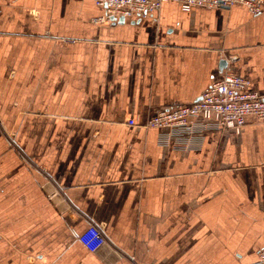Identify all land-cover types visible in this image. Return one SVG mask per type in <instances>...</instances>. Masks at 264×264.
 Returning a JSON list of instances; mask_svg holds the SVG:
<instances>
[{
  "label": "crops",
  "instance_id": "obj_1",
  "mask_svg": "<svg viewBox=\"0 0 264 264\" xmlns=\"http://www.w3.org/2000/svg\"><path fill=\"white\" fill-rule=\"evenodd\" d=\"M102 14L0 0V264H260L264 121L205 115L184 138L138 125L199 100L230 56L264 97V9ZM90 225L96 253L77 241Z\"/></svg>",
  "mask_w": 264,
  "mask_h": 264
},
{
  "label": "built area",
  "instance_id": "obj_2",
  "mask_svg": "<svg viewBox=\"0 0 264 264\" xmlns=\"http://www.w3.org/2000/svg\"><path fill=\"white\" fill-rule=\"evenodd\" d=\"M103 11L94 18L95 24H109L111 18L145 19L156 13L165 2L176 3L181 11L193 8L222 9L244 7L251 16L259 15L264 9V0H91ZM230 56L227 63L234 62ZM227 64L221 76L215 79L200 95L199 100L188 105H179L161 110L138 125L129 119L127 125L143 129H164L167 137H191L204 132L197 129L199 118L210 115L219 130H237L250 120L264 121V97L249 90V81L236 74ZM77 241L90 253H96L107 240L102 230L90 225L78 236ZM260 264H264V248L258 252ZM129 264H134L133 262Z\"/></svg>",
  "mask_w": 264,
  "mask_h": 264
},
{
  "label": "water",
  "instance_id": "obj_3",
  "mask_svg": "<svg viewBox=\"0 0 264 264\" xmlns=\"http://www.w3.org/2000/svg\"><path fill=\"white\" fill-rule=\"evenodd\" d=\"M111 20H114V21L116 20L117 22L122 23L124 21V18L119 17V18L116 19V18L112 17ZM226 66H227V62L225 60H222L221 63H220L219 68H220V70H223V69L226 68Z\"/></svg>",
  "mask_w": 264,
  "mask_h": 264
}]
</instances>
